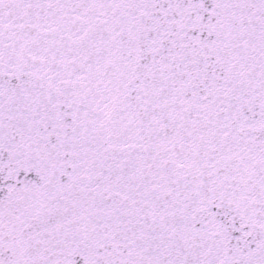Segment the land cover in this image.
Segmentation results:
<instances>
[{
    "label": "snow or ice",
    "instance_id": "snow-or-ice-1",
    "mask_svg": "<svg viewBox=\"0 0 264 264\" xmlns=\"http://www.w3.org/2000/svg\"><path fill=\"white\" fill-rule=\"evenodd\" d=\"M0 264H264V0H0Z\"/></svg>",
    "mask_w": 264,
    "mask_h": 264
}]
</instances>
